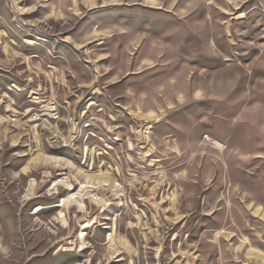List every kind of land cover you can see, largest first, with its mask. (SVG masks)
Here are the masks:
<instances>
[{
  "label": "rangeland",
  "instance_id": "374dc122",
  "mask_svg": "<svg viewBox=\"0 0 264 264\" xmlns=\"http://www.w3.org/2000/svg\"><path fill=\"white\" fill-rule=\"evenodd\" d=\"M0 264H264V0H0Z\"/></svg>",
  "mask_w": 264,
  "mask_h": 264
},
{
  "label": "built area",
  "instance_id": "2783aa9c",
  "mask_svg": "<svg viewBox=\"0 0 264 264\" xmlns=\"http://www.w3.org/2000/svg\"><path fill=\"white\" fill-rule=\"evenodd\" d=\"M54 98L55 96H46L39 90L31 91L28 98L31 107L29 108L28 112L20 113L22 116L21 119H23L21 123L23 122L25 125L32 123L33 129L39 126L40 124H52L57 117L56 105H54ZM32 104H43V113H34V111H32ZM13 118L12 122L16 121V119Z\"/></svg>",
  "mask_w": 264,
  "mask_h": 264
},
{
  "label": "bare ground",
  "instance_id": "6f19581e",
  "mask_svg": "<svg viewBox=\"0 0 264 264\" xmlns=\"http://www.w3.org/2000/svg\"><path fill=\"white\" fill-rule=\"evenodd\" d=\"M54 105H56L57 117L53 121V123L57 122L60 118V105L58 104L55 98H54ZM28 111L29 109L26 110L25 112ZM32 111H34V113H43V104H32Z\"/></svg>",
  "mask_w": 264,
  "mask_h": 264
},
{
  "label": "snow or ice",
  "instance_id": "6c2138e0",
  "mask_svg": "<svg viewBox=\"0 0 264 264\" xmlns=\"http://www.w3.org/2000/svg\"><path fill=\"white\" fill-rule=\"evenodd\" d=\"M119 187V185H117Z\"/></svg>",
  "mask_w": 264,
  "mask_h": 264
}]
</instances>
